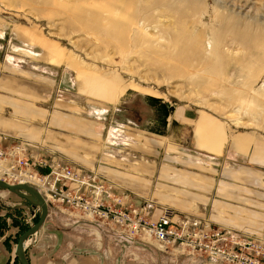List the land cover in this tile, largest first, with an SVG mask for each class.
<instances>
[{
	"label": "crops",
	"instance_id": "crops-1",
	"mask_svg": "<svg viewBox=\"0 0 264 264\" xmlns=\"http://www.w3.org/2000/svg\"><path fill=\"white\" fill-rule=\"evenodd\" d=\"M16 36L18 47L0 55V147L24 143L26 154L34 158L41 146L49 147L78 171L93 167L100 177L113 181L97 198L103 205L136 207L140 216L155 220L160 209L143 208L147 197L142 196H151L177 209L193 208L223 225L256 235L262 232L264 137L253 132H223L213 115L187 105H174L164 115L165 133L161 134L153 130L159 126L157 121L147 116L158 106L150 94L139 97L136 93L112 106L73 110V106L86 109V104L76 102L72 74L60 67L62 61L55 58L57 64L50 62L48 57L54 55L50 49L38 52L25 38ZM76 86H81V93L88 91L84 82ZM97 93L101 101L111 103L101 96V90ZM118 97H113L114 102ZM137 100L139 108L134 105ZM183 130L191 135L189 146L179 144L178 135ZM164 137L169 149H162V153L157 147ZM104 139L107 148L100 152ZM97 156H104V160L95 161ZM156 162L159 168L154 173L152 163ZM219 208L224 217L216 214ZM70 210L58 203L48 207L43 224L25 247L28 264H153L159 257L172 260L147 240L121 233L110 221L108 227L105 220L97 227H84L78 219L68 217ZM12 252L0 230V264L11 263Z\"/></svg>",
	"mask_w": 264,
	"mask_h": 264
},
{
	"label": "rangeland",
	"instance_id": "rangeland-1",
	"mask_svg": "<svg viewBox=\"0 0 264 264\" xmlns=\"http://www.w3.org/2000/svg\"><path fill=\"white\" fill-rule=\"evenodd\" d=\"M16 35L38 52L50 49L54 54L48 57L50 62L62 61L60 67L72 74L76 102L87 105L86 109L73 106V110L112 106L136 93L139 97L150 94L158 106L147 116L157 121L159 126L153 130L161 134L165 133L164 110L187 105L213 115L223 132H253L264 137V0H0V55L18 47ZM78 82L88 86L85 94L78 90ZM97 86L111 103L101 101ZM138 102L134 105L139 108ZM178 137L179 144H191L187 130ZM104 142H100V152L107 148ZM166 144L164 137L157 148L163 153L162 149H169ZM175 148L182 150L183 146ZM103 157L97 156L95 161L101 162ZM152 165L156 173L159 163ZM144 197L176 211L207 216L193 208L177 209L161 199ZM37 209L19 191L0 186V230L14 255L5 264H21L15 245L34 224ZM67 214L84 227H97L102 220L73 208ZM216 214L224 217L221 208ZM109 221L105 219V227ZM136 237L158 248L152 238ZM162 253L172 260L159 257L153 264H211L207 258Z\"/></svg>",
	"mask_w": 264,
	"mask_h": 264
},
{
	"label": "built area",
	"instance_id": "built-area-1",
	"mask_svg": "<svg viewBox=\"0 0 264 264\" xmlns=\"http://www.w3.org/2000/svg\"><path fill=\"white\" fill-rule=\"evenodd\" d=\"M41 147L36 158L26 154L24 143L0 147L1 179L17 183L23 178L22 183L33 185L47 203L64 204L88 218L109 219L121 233L152 238L161 252L207 258L211 264H264V233L256 235L221 227L207 216L176 211L148 198L144 209H160L155 220L149 215L140 216L136 207L103 205L97 198L112 184L111 181L100 177L93 167L78 171L70 160L54 149ZM5 161H8L7 166L2 164ZM36 213L38 209L34 210L33 216Z\"/></svg>",
	"mask_w": 264,
	"mask_h": 264
},
{
	"label": "water",
	"instance_id": "water-1",
	"mask_svg": "<svg viewBox=\"0 0 264 264\" xmlns=\"http://www.w3.org/2000/svg\"><path fill=\"white\" fill-rule=\"evenodd\" d=\"M0 186L6 189L10 188H21L25 191H27L30 194H33L38 202V219L37 221L30 226L24 233H22L16 242L15 249L20 257L21 264H28L27 260L24 255L25 246L23 245V241L31 234L35 233L43 224L48 211V203L46 202L43 195L40 194V192L32 187L31 185H28L26 183L17 182V183H9L3 179L0 178Z\"/></svg>",
	"mask_w": 264,
	"mask_h": 264
},
{
	"label": "bare ground",
	"instance_id": "bare-ground-1",
	"mask_svg": "<svg viewBox=\"0 0 264 264\" xmlns=\"http://www.w3.org/2000/svg\"><path fill=\"white\" fill-rule=\"evenodd\" d=\"M229 2V1H228ZM244 9H246V8H244ZM244 12V11H243ZM237 13H239V11L237 12ZM244 14H245V12H244ZM117 131V130H116ZM0 171H1V169H0ZM9 190H12V191H19L21 194H23L24 195V197H26V198H28L32 203H34L35 205H38V202H37V200H36V198H35V196L33 195V194H30V193H28L27 191H25V190H23V189H21V188H10ZM34 234V236H35V233H33ZM31 239H25L24 241H23V245L24 246H27L28 244H30L31 243Z\"/></svg>",
	"mask_w": 264,
	"mask_h": 264
},
{
	"label": "trees",
	"instance_id": "trees-1",
	"mask_svg": "<svg viewBox=\"0 0 264 264\" xmlns=\"http://www.w3.org/2000/svg\"><path fill=\"white\" fill-rule=\"evenodd\" d=\"M169 108V107H168ZM163 114L165 115V114H167V110H164V112H163ZM37 219H38V214L34 217V220H33V222L35 223L36 221H37ZM23 232V231H22ZM25 258H26V256H25ZM16 261V257L13 259V261ZM26 260H27V258H26Z\"/></svg>",
	"mask_w": 264,
	"mask_h": 264
}]
</instances>
